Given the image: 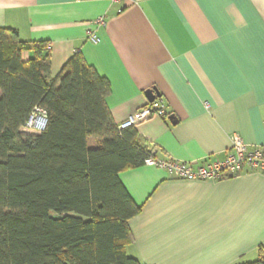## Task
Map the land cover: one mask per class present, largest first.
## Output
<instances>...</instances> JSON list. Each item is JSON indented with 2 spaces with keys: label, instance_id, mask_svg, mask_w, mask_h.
I'll return each mask as SVG.
<instances>
[{
  "label": "crops",
  "instance_id": "0c3cea01",
  "mask_svg": "<svg viewBox=\"0 0 264 264\" xmlns=\"http://www.w3.org/2000/svg\"><path fill=\"white\" fill-rule=\"evenodd\" d=\"M101 16L93 43L87 31ZM0 27L49 42L53 77L80 52L110 82L116 125L155 87L167 116L135 128L157 158H222L234 134L264 146V0H0ZM120 179L141 207L127 253L142 264L264 256V174L180 179L143 164Z\"/></svg>",
  "mask_w": 264,
  "mask_h": 264
},
{
  "label": "trees",
  "instance_id": "16d2710c",
  "mask_svg": "<svg viewBox=\"0 0 264 264\" xmlns=\"http://www.w3.org/2000/svg\"><path fill=\"white\" fill-rule=\"evenodd\" d=\"M49 51L0 27V264H142L127 253L141 207L120 174L151 149L114 123L110 82L80 52L53 77ZM36 108L45 128L24 132Z\"/></svg>",
  "mask_w": 264,
  "mask_h": 264
},
{
  "label": "built area",
  "instance_id": "2783aa9c",
  "mask_svg": "<svg viewBox=\"0 0 264 264\" xmlns=\"http://www.w3.org/2000/svg\"><path fill=\"white\" fill-rule=\"evenodd\" d=\"M109 1L121 3L125 0ZM103 25H105V17L101 16L94 21V28L87 31V39L97 43L100 38L95 29ZM165 116H167L166 104L161 99H155L136 110L118 127L120 130L136 127L154 117ZM46 124V115L39 108H36L22 129L27 133L38 134L45 128ZM143 164L161 168L167 172L169 177L180 179L220 180L248 172L264 174V146L247 144L239 134H234L232 145L226 150L222 158L206 157L202 161L160 159L156 157L152 149L151 154L144 159Z\"/></svg>",
  "mask_w": 264,
  "mask_h": 264
},
{
  "label": "water",
  "instance_id": "95a60500",
  "mask_svg": "<svg viewBox=\"0 0 264 264\" xmlns=\"http://www.w3.org/2000/svg\"><path fill=\"white\" fill-rule=\"evenodd\" d=\"M156 91L157 90L155 87L147 89L145 91V95H146L149 102H153L156 99V97H157Z\"/></svg>",
  "mask_w": 264,
  "mask_h": 264
},
{
  "label": "rangeland",
  "instance_id": "374dc122",
  "mask_svg": "<svg viewBox=\"0 0 264 264\" xmlns=\"http://www.w3.org/2000/svg\"><path fill=\"white\" fill-rule=\"evenodd\" d=\"M23 130V129H22ZM24 131V130H23ZM90 146L91 147H98L99 145V140L98 139H95V138H91L90 140Z\"/></svg>",
  "mask_w": 264,
  "mask_h": 264
}]
</instances>
